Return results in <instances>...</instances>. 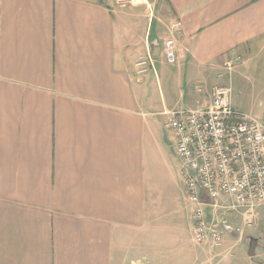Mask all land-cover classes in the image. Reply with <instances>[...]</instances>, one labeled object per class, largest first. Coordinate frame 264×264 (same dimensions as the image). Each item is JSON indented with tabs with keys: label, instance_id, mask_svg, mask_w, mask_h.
Returning <instances> with one entry per match:
<instances>
[{
	"label": "crops",
	"instance_id": "crops-1",
	"mask_svg": "<svg viewBox=\"0 0 264 264\" xmlns=\"http://www.w3.org/2000/svg\"><path fill=\"white\" fill-rule=\"evenodd\" d=\"M228 59L264 66V0H0V264H205L179 177L196 250L157 251L156 116L206 107ZM223 215L264 264L260 225L236 234L241 216Z\"/></svg>",
	"mask_w": 264,
	"mask_h": 264
},
{
	"label": "built area",
	"instance_id": "built-area-1",
	"mask_svg": "<svg viewBox=\"0 0 264 264\" xmlns=\"http://www.w3.org/2000/svg\"><path fill=\"white\" fill-rule=\"evenodd\" d=\"M180 27L179 20L170 24L174 30ZM175 45L171 34L162 40L168 64L177 60ZM147 64V57L135 63L139 73ZM237 66L228 59L221 68L230 72ZM231 95L229 85H214L206 107L169 111L163 124L174 136L177 177L192 221L191 239L198 246L222 243L228 211L241 216L236 234L260 225L264 236V110L259 117L238 110Z\"/></svg>",
	"mask_w": 264,
	"mask_h": 264
},
{
	"label": "rangeland",
	"instance_id": "rangeland-1",
	"mask_svg": "<svg viewBox=\"0 0 264 264\" xmlns=\"http://www.w3.org/2000/svg\"><path fill=\"white\" fill-rule=\"evenodd\" d=\"M241 68L237 66L234 69H231L230 72H225V74H223L221 68L217 69V81L213 83V86L229 85L232 89L231 101L236 105V108L243 112L250 113L254 116L259 117L264 110V66L261 64V61L258 60L254 62V65H251V63L245 64V68H243L242 70H245L244 73L246 77L238 78L237 74L240 72ZM218 70L220 71L218 72ZM233 76L234 78L232 80ZM154 97L157 100L158 92L156 90L154 91ZM186 107L187 106H184V108ZM156 118L157 134L159 137L158 139H160V145L159 149L156 151V163L153 165L154 170L157 174V191L159 193V190L162 189L163 193L161 194L168 198L166 199V203L162 204L164 206L159 207L158 209L160 215H158L157 219L155 220V227L152 231L155 236H158L162 239H166L169 236L167 240L157 243V251L160 257L170 256L173 252L176 251L177 247L179 246V249L191 254L190 256H193L196 248L192 243H190L191 241L187 234V230H185V220L183 217L184 214L179 211L181 209V205L179 204V180L177 178V163L179 162L174 152V136L172 131L163 125L165 124L167 118L161 115L156 116ZM177 210L178 214L176 213L172 215L170 213L169 215H167L168 211L173 212ZM252 230L253 229H248L247 227H245V232H253L254 230ZM171 237H175L177 239L173 240L171 239ZM263 244L264 240L258 247V250L256 252L259 255L262 254V257L264 258ZM199 247H201L202 250H205V252L212 255L210 258L211 260L213 259V254L218 255L219 259L222 258L220 264L250 263V261L248 263L245 258L247 257V243H245V241L243 243H236V241L228 235H226L223 238L222 243L217 246L212 247L209 245H204ZM228 248H230L231 250ZM229 251V254L226 253ZM132 255H135V253L132 252L128 256L131 257ZM134 257H136V255ZM210 259H206L205 264H216L215 260H213L214 263H212ZM166 261L167 260H163L160 258L155 260L153 264H166ZM142 264H144V261H142ZM250 264H252V261Z\"/></svg>",
	"mask_w": 264,
	"mask_h": 264
},
{
	"label": "water",
	"instance_id": "water-1",
	"mask_svg": "<svg viewBox=\"0 0 264 264\" xmlns=\"http://www.w3.org/2000/svg\"><path fill=\"white\" fill-rule=\"evenodd\" d=\"M254 244H251L250 248H249V252H247V254H249L250 256H252L254 254Z\"/></svg>",
	"mask_w": 264,
	"mask_h": 264
},
{
	"label": "bare ground",
	"instance_id": "bare-ground-1",
	"mask_svg": "<svg viewBox=\"0 0 264 264\" xmlns=\"http://www.w3.org/2000/svg\"><path fill=\"white\" fill-rule=\"evenodd\" d=\"M237 237V236H236Z\"/></svg>",
	"mask_w": 264,
	"mask_h": 264
}]
</instances>
